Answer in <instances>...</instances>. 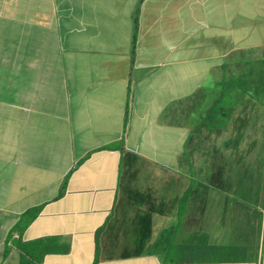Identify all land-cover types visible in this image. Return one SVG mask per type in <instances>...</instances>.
Returning a JSON list of instances; mask_svg holds the SVG:
<instances>
[{
	"label": "crops",
	"instance_id": "crops-1",
	"mask_svg": "<svg viewBox=\"0 0 264 264\" xmlns=\"http://www.w3.org/2000/svg\"><path fill=\"white\" fill-rule=\"evenodd\" d=\"M263 59L264 0H0V264L20 263L16 248L4 258L8 235L34 209L23 240L70 245L43 264H170L167 244L199 231L211 245L244 249V260L207 264H264L252 174L243 199V179L211 160L213 141L199 225L189 224L193 204L175 237L178 207L155 214L137 255L147 206L123 191L130 154L133 189L157 204L181 197L197 181L183 163L195 121L204 136L226 132L209 130L207 114L216 101L237 105L234 113L249 102L253 93L242 99L231 83L264 70ZM229 142L217 145L219 156L236 151ZM217 172L224 190L210 185Z\"/></svg>",
	"mask_w": 264,
	"mask_h": 264
},
{
	"label": "trees",
	"instance_id": "trees-1",
	"mask_svg": "<svg viewBox=\"0 0 264 264\" xmlns=\"http://www.w3.org/2000/svg\"><path fill=\"white\" fill-rule=\"evenodd\" d=\"M137 26V24H136ZM231 89L235 91L236 96H240L242 99L247 94H264V70L251 71L244 74L240 81L237 83H231ZM228 102V98L226 99ZM237 105H219L216 101L214 106L210 109L203 124L211 131L220 132L228 127L232 121V115ZM112 148L114 146H111ZM130 154H127L123 158V167L129 169L124 172L123 180L126 181L129 178V185L125 184L124 193L138 205L147 206V212L139 217V231H138V250L137 255H141L147 248L149 242L153 237V215L165 216L171 213L175 206L178 207L179 212V225L174 227L173 230L167 232L164 236V240H169L170 233L173 237L180 227V224L185 218V215L189 207L193 204L195 209V215L189 224L196 226L200 224L199 216L201 215V193L202 188L206 189L207 186L192 181L189 188L183 193L181 197H178L171 205L168 203L157 204L150 192H141L132 188V183L136 181L138 172H132L134 163L132 164ZM223 172H217L213 175L210 185L217 189H225L223 178ZM239 184L237 194L241 195L244 199V193L247 190L248 184L244 182ZM39 214V209H34L22 216L20 221L12 228L8 235L7 244L5 247L4 258L9 256L11 248H16L20 252L19 264H43L45 257L53 254H67L70 251V245L64 243L58 237L41 238L32 241L23 240L22 236L27 231L30 223ZM18 234V238H14V235ZM244 251L232 246H215L209 244L208 237L202 234L200 231L193 233L189 239L181 244L175 243V241L169 242L165 248V262L170 264H207V263H225V262H237L244 260V257H238V252Z\"/></svg>",
	"mask_w": 264,
	"mask_h": 264
},
{
	"label": "rangeland",
	"instance_id": "rangeland-1",
	"mask_svg": "<svg viewBox=\"0 0 264 264\" xmlns=\"http://www.w3.org/2000/svg\"><path fill=\"white\" fill-rule=\"evenodd\" d=\"M240 67L236 66L233 71H228L227 79L236 76ZM233 118L227 131L219 137L208 134L204 136L201 122L195 121L194 132L189 140L183 163L186 168H190L199 183L205 169L207 170L206 164L209 160L207 146L213 141L216 147L211 160L216 164L218 161L224 162V173L227 178L242 179L251 173L254 185L248 200L253 205L252 212L254 210L257 215L260 236L264 220V94L251 95L249 102L239 107ZM229 139L231 143L237 145L236 151L226 157L223 154L219 156L217 145Z\"/></svg>",
	"mask_w": 264,
	"mask_h": 264
},
{
	"label": "built area",
	"instance_id": "built-area-1",
	"mask_svg": "<svg viewBox=\"0 0 264 264\" xmlns=\"http://www.w3.org/2000/svg\"><path fill=\"white\" fill-rule=\"evenodd\" d=\"M14 238H18V235L15 234V235H14Z\"/></svg>",
	"mask_w": 264,
	"mask_h": 264
}]
</instances>
